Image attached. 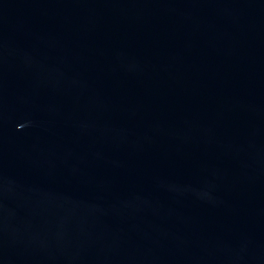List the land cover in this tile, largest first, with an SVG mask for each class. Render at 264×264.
<instances>
[{
    "label": "water",
    "instance_id": "1",
    "mask_svg": "<svg viewBox=\"0 0 264 264\" xmlns=\"http://www.w3.org/2000/svg\"><path fill=\"white\" fill-rule=\"evenodd\" d=\"M0 264H264V0H0Z\"/></svg>",
    "mask_w": 264,
    "mask_h": 264
}]
</instances>
